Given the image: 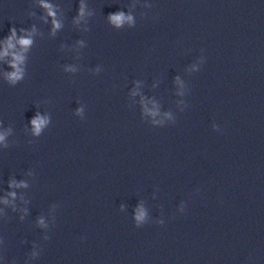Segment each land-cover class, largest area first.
I'll use <instances>...</instances> for the list:
<instances>
[{
	"label": "clouds",
	"instance_id": "clouds-1",
	"mask_svg": "<svg viewBox=\"0 0 264 264\" xmlns=\"http://www.w3.org/2000/svg\"><path fill=\"white\" fill-rule=\"evenodd\" d=\"M57 27H58V25H57ZM22 43L25 44V45H27L28 43H30V41L25 40V41H23ZM16 75H17L16 73H13V74H12L13 78H15ZM0 139H2V137H0Z\"/></svg>",
	"mask_w": 264,
	"mask_h": 264
}]
</instances>
